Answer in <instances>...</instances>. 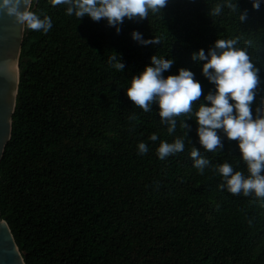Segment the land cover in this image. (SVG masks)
<instances>
[{
    "label": "trees",
    "instance_id": "16d2710c",
    "mask_svg": "<svg viewBox=\"0 0 264 264\" xmlns=\"http://www.w3.org/2000/svg\"><path fill=\"white\" fill-rule=\"evenodd\" d=\"M216 5L221 12L213 16ZM66 7L32 0L52 28L24 30L11 138L0 161V215L25 264H264V200L220 187L224 163L248 175L238 142L219 129L222 147L207 152L194 115L186 135L185 117L169 134L157 104L145 113L126 96L152 56L174 61L165 78L185 68L204 94L214 92L204 61L192 54L236 39L260 70L255 115L264 97V0L259 10L252 0H168L162 14L125 19L119 34L105 20L67 15ZM133 31L160 44L142 45ZM117 54L123 71L111 66ZM178 138L184 150L160 159L161 142ZM192 148L209 162L203 174Z\"/></svg>",
    "mask_w": 264,
    "mask_h": 264
},
{
    "label": "clouds",
    "instance_id": "9594fccd",
    "mask_svg": "<svg viewBox=\"0 0 264 264\" xmlns=\"http://www.w3.org/2000/svg\"><path fill=\"white\" fill-rule=\"evenodd\" d=\"M262 0H252L253 9L259 10ZM52 6L65 5L66 14L79 20L85 16L94 22L105 20L109 27L115 28L117 34L125 19L140 22L146 20L150 13L162 14L168 0H51ZM32 0H0V10L11 17L21 30L27 29L47 33L52 28L49 16L37 14L31 10ZM227 7L237 12L238 5L229 2ZM221 12L216 5L211 15ZM240 21L247 19L246 10L240 12ZM132 39L142 45L160 44L158 38L145 40L138 31L131 33ZM236 39H217L209 47L207 53L200 49L192 54L194 61H204L202 75L215 86V91L203 93L201 84L194 79V73L181 68L178 74L163 76L173 65L172 59L151 57V64L131 79V86L126 96L135 106L145 113L152 110L153 103L158 105L161 123L167 124V131L172 134L177 126V118L181 121L184 134L190 130L186 123L195 116L199 143L207 152H215L222 147L217 130L222 129L229 140L237 141L241 159L247 166L248 175L234 171L233 167L224 163L218 166V173L224 181L220 185L233 195L243 193L244 196L255 194L264 200V97L253 112V105L261 89L260 70L252 62L244 49L236 48ZM111 66L123 71L125 65L120 62L119 55L110 57ZM207 103H199L198 110L193 112V105L200 102L201 97ZM135 119V117H133ZM156 134L150 140L156 141ZM139 153L146 154L145 143L138 145ZM184 150L183 139L173 143L161 142L157 152L160 159ZM191 157L195 159L194 167L203 174L209 163L200 155L198 149L192 148Z\"/></svg>",
    "mask_w": 264,
    "mask_h": 264
},
{
    "label": "water",
    "instance_id": "95a60500",
    "mask_svg": "<svg viewBox=\"0 0 264 264\" xmlns=\"http://www.w3.org/2000/svg\"><path fill=\"white\" fill-rule=\"evenodd\" d=\"M24 30L0 10V161L11 138ZM0 264H25L11 229L1 215Z\"/></svg>",
    "mask_w": 264,
    "mask_h": 264
}]
</instances>
